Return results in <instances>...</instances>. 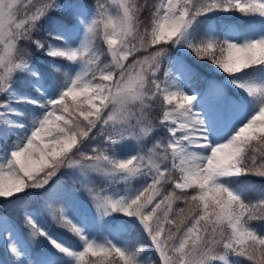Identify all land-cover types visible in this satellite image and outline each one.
<instances>
[{
  "label": "snow or ice",
  "instance_id": "snow-or-ice-1",
  "mask_svg": "<svg viewBox=\"0 0 264 264\" xmlns=\"http://www.w3.org/2000/svg\"><path fill=\"white\" fill-rule=\"evenodd\" d=\"M0 209V264H264V0H0Z\"/></svg>",
  "mask_w": 264,
  "mask_h": 264
},
{
  "label": "rangeland",
  "instance_id": "rangeland-1",
  "mask_svg": "<svg viewBox=\"0 0 264 264\" xmlns=\"http://www.w3.org/2000/svg\"><path fill=\"white\" fill-rule=\"evenodd\" d=\"M42 60V59H41ZM205 75H208L209 77H211L212 75H214V73H212V72H205L204 73ZM70 184H72V181L71 180H69L68 181ZM0 211H2V209H0ZM0 258H4V256H3V249H2V245H0Z\"/></svg>",
  "mask_w": 264,
  "mask_h": 264
},
{
  "label": "trees",
  "instance_id": "trees-1",
  "mask_svg": "<svg viewBox=\"0 0 264 264\" xmlns=\"http://www.w3.org/2000/svg\"><path fill=\"white\" fill-rule=\"evenodd\" d=\"M141 2H142V0H141ZM251 187H252V189L254 190L255 188H258L259 185L257 184L256 181H251Z\"/></svg>",
  "mask_w": 264,
  "mask_h": 264
}]
</instances>
